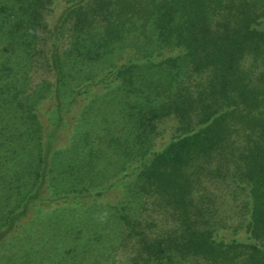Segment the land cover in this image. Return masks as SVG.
I'll return each instance as SVG.
<instances>
[{"label":"trees","instance_id":"obj_1","mask_svg":"<svg viewBox=\"0 0 264 264\" xmlns=\"http://www.w3.org/2000/svg\"><path fill=\"white\" fill-rule=\"evenodd\" d=\"M54 2L0 0V244L17 241L34 212L102 200L135 239L134 264H264V0H64L48 22ZM130 33L143 38L119 46ZM106 55L105 68L75 71ZM32 61L44 75L26 90ZM99 95L117 107L107 123L120 133L107 140L121 162L98 181L89 134L107 118L93 111ZM167 116L175 132L152 147ZM232 163L244 240L223 241L194 184ZM123 180L121 197L105 196ZM128 195L152 197L176 225L141 226Z\"/></svg>","mask_w":264,"mask_h":264},{"label":"rangeland","instance_id":"obj_2","mask_svg":"<svg viewBox=\"0 0 264 264\" xmlns=\"http://www.w3.org/2000/svg\"><path fill=\"white\" fill-rule=\"evenodd\" d=\"M63 2L64 0H56L51 5L52 12L46 17L48 22L54 20ZM141 35L142 33H133V35L130 33L125 38L119 39L118 45L123 42L137 43L142 40L143 37L139 38ZM59 43L60 48H65L67 45L64 34L62 39H59ZM0 44H3V41ZM15 56V53L11 55V61L22 58L20 55V57ZM111 60V55H106L92 64L78 65L75 71L77 68L81 69L80 71L91 68L97 72L100 68L108 66ZM30 64L25 72L26 90L34 86L44 75L37 61H32ZM98 97L97 103L100 104L94 105L96 109L93 111L97 113V119L104 114L107 118L100 123V126L99 122H96L92 128L90 127L92 131L89 134V142L94 146L95 156H91L92 168L89 172L94 177L98 176L96 180L99 181L109 178L121 161L117 148L107 140L109 134L120 133V130L115 128V124L107 123L111 119L109 110L115 111L117 107L106 109L102 106L103 103L112 100L109 97L101 98L100 95ZM177 124L176 118L172 116L157 121L152 147L163 144L175 132ZM240 133L237 132L233 137L242 140ZM213 164L214 162L211 163L212 166ZM234 167L232 163L227 168L221 169L222 173L219 176L201 175L199 182L194 184V203H199L205 208L207 218L214 226L213 237L223 241L233 238L244 240L246 194ZM123 182L124 180L116 187L108 189L105 196H111L113 200L121 197ZM126 200H129L130 206L133 207L131 216H134L135 212L141 226H150L153 233L176 225L169 212L162 211L156 204H152V197L139 196L132 199L128 195ZM105 204L102 200L95 202L77 200L60 202L44 208L41 212H34L17 241L0 244V264H134L138 262L136 257L134 258L135 239H128L124 235L125 225L112 216ZM179 264H207V262L187 259Z\"/></svg>","mask_w":264,"mask_h":264}]
</instances>
